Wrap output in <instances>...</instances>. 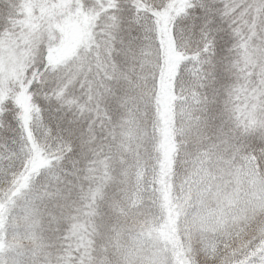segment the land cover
I'll return each instance as SVG.
<instances>
[{
	"label": "snow or ice",
	"instance_id": "snow-or-ice-1",
	"mask_svg": "<svg viewBox=\"0 0 264 264\" xmlns=\"http://www.w3.org/2000/svg\"><path fill=\"white\" fill-rule=\"evenodd\" d=\"M0 264H264V0H0Z\"/></svg>",
	"mask_w": 264,
	"mask_h": 264
}]
</instances>
